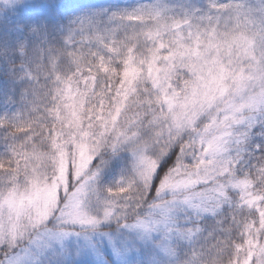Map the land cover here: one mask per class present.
Wrapping results in <instances>:
<instances>
[{"label": "snow or ice", "instance_id": "snow-or-ice-1", "mask_svg": "<svg viewBox=\"0 0 264 264\" xmlns=\"http://www.w3.org/2000/svg\"><path fill=\"white\" fill-rule=\"evenodd\" d=\"M0 264H264V0H0Z\"/></svg>", "mask_w": 264, "mask_h": 264}, {"label": "trees", "instance_id": "trees-1", "mask_svg": "<svg viewBox=\"0 0 264 264\" xmlns=\"http://www.w3.org/2000/svg\"><path fill=\"white\" fill-rule=\"evenodd\" d=\"M150 2L151 0H127V4L133 5V6L140 5V4H147Z\"/></svg>", "mask_w": 264, "mask_h": 264}]
</instances>
